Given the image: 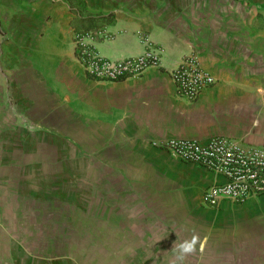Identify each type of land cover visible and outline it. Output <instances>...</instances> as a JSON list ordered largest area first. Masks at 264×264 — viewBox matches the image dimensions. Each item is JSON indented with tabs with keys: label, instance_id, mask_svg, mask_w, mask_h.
Returning <instances> with one entry per match:
<instances>
[{
	"label": "crops",
	"instance_id": "0c3cea01",
	"mask_svg": "<svg viewBox=\"0 0 264 264\" xmlns=\"http://www.w3.org/2000/svg\"><path fill=\"white\" fill-rule=\"evenodd\" d=\"M84 31L102 33L92 45L110 59L137 56L145 42L163 50L165 68L193 54L214 83L188 103L176 97L164 69L149 68L139 80L93 81L73 56L72 36ZM38 45L53 55L47 67L59 70L92 123L106 128L100 141L112 150V164L128 150L149 185L113 189L104 210L88 207V225L104 229L107 244H121L91 263L62 242L57 250L45 244L32 206L3 205L0 191V264H172L175 244L193 235L200 242L184 264H264V196L208 208L202 193L222 179L149 146L214 137L264 146V0H0V59L10 73L0 77L16 84ZM66 223L61 240L71 229Z\"/></svg>",
	"mask_w": 264,
	"mask_h": 264
},
{
	"label": "rangeland",
	"instance_id": "374dc122",
	"mask_svg": "<svg viewBox=\"0 0 264 264\" xmlns=\"http://www.w3.org/2000/svg\"><path fill=\"white\" fill-rule=\"evenodd\" d=\"M31 57L30 68L17 70L16 84L0 77L2 204L31 205L35 232L45 227V244L51 248L57 250L62 242L85 263L94 262L96 254L104 262L107 252L112 247L118 252L121 244H107L105 230L88 225L86 210L90 205L104 210L113 189L148 190V172L133 164L126 149L119 151L124 160L112 164V150L100 141L106 128L92 123L88 107L61 83L59 70L47 67L53 55L38 45ZM5 62L1 58L0 67ZM2 73L10 75L4 67ZM75 207L82 213H75ZM65 221L71 229L61 240Z\"/></svg>",
	"mask_w": 264,
	"mask_h": 264
},
{
	"label": "built area",
	"instance_id": "2783aa9c",
	"mask_svg": "<svg viewBox=\"0 0 264 264\" xmlns=\"http://www.w3.org/2000/svg\"><path fill=\"white\" fill-rule=\"evenodd\" d=\"M101 32H75L72 36L74 60L81 73L100 83L139 80L149 68L164 69L177 98L191 103L214 83L195 55L183 56L168 68L162 66L163 50L145 42L144 51L132 57L106 58L98 53L92 40ZM103 36V35H102ZM152 149L166 152L177 160L201 167L222 182L207 187L201 202L208 208L219 203L242 204L264 196V146L244 145L225 137L205 142L193 139L166 138L149 141Z\"/></svg>",
	"mask_w": 264,
	"mask_h": 264
},
{
	"label": "clouds",
	"instance_id": "9594fccd",
	"mask_svg": "<svg viewBox=\"0 0 264 264\" xmlns=\"http://www.w3.org/2000/svg\"><path fill=\"white\" fill-rule=\"evenodd\" d=\"M199 242L200 238L197 235H193L190 239H184L180 243L175 244L173 250L176 252V256L172 264H184L187 256L197 251L196 246Z\"/></svg>",
	"mask_w": 264,
	"mask_h": 264
}]
</instances>
